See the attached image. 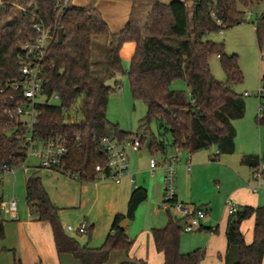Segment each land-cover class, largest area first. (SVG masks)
Masks as SVG:
<instances>
[{
	"label": "trees",
	"instance_id": "trees-1",
	"mask_svg": "<svg viewBox=\"0 0 264 264\" xmlns=\"http://www.w3.org/2000/svg\"><path fill=\"white\" fill-rule=\"evenodd\" d=\"M100 0H92L86 7H76L70 0L58 15L57 0H2L0 8V175L8 168L26 161L23 146L25 128L11 126L5 109L21 104L7 89L10 82L22 79L24 45L35 40L33 17L57 33L44 60L45 91L49 99L58 96L57 104L39 106L36 125L38 138L60 136L67 145L62 162V174L78 177L82 183L98 182L103 176L97 167L109 175V156L102 140L109 137L119 143L144 138L123 131L107 118L112 89L100 74L115 78L124 74L121 51L126 44H134L130 59V90L135 101L143 102L147 115L140 121L141 131H150L156 123L160 136H152L149 149L162 151L172 146L191 155L217 148L218 155L235 152L236 130L233 122L244 118L246 103L234 87L244 82L237 55L228 56L224 44L205 39L247 22V11L261 0H185L170 4L163 0H107L128 2L131 10L126 25L113 33L97 8ZM259 47L264 46V13L255 23ZM63 30L62 42L58 31ZM107 37L109 48L103 72L97 69L93 57V40ZM218 56L226 75L225 82L217 81L210 68V59ZM94 68L97 75H94ZM184 80L190 97L172 89L174 82ZM264 84V76L261 78ZM3 90V92H2ZM82 100L76 113L79 121L71 123L74 104ZM261 102L264 100L260 96ZM256 119L264 127V106ZM164 132V133H163ZM166 139H164V135ZM79 135V136H78ZM78 137V139H77ZM251 160H254L251 159ZM257 160H254V164ZM59 172V171H58ZM26 204L38 221L52 227L59 255H71L80 264H106L113 252L130 253L134 246L122 224L135 220L139 207L148 200V192L136 187L128 203L126 215H117L104 244L99 249L82 247L66 235L60 222L59 209L52 203L42 179L37 173L27 177ZM254 219L253 242L247 244L242 225ZM183 220L169 214L164 229L151 231L163 264H200L205 250L183 254L181 239ZM91 230V229H90ZM91 232V231H90ZM5 239V220L0 213V241ZM227 250L224 264H263L264 206L244 207L228 220ZM5 252L4 249L0 250ZM15 264H21L20 260ZM41 264V263H40ZM121 264H147L123 262Z\"/></svg>",
	"mask_w": 264,
	"mask_h": 264
},
{
	"label": "crops",
	"instance_id": "crops-1",
	"mask_svg": "<svg viewBox=\"0 0 264 264\" xmlns=\"http://www.w3.org/2000/svg\"><path fill=\"white\" fill-rule=\"evenodd\" d=\"M1 6L2 0H0V8ZM124 10H128L127 17L120 13L111 14L113 27L103 17L111 32H113L112 28L117 32L120 31L128 22L131 5L126 4ZM127 45L129 44L124 45L121 57L122 64L126 65L128 72L135 47L130 50L131 52L128 50L127 59H124L122 55ZM106 47H109V42H106ZM245 94L244 97H248ZM234 123L235 121L233 125ZM258 128L261 129L259 126ZM237 137L238 131L236 130L235 152L231 155H218L215 161L213 157L218 151L215 147L211 148L215 153L200 154L203 152L201 151L193 155L186 151L178 153L172 146L165 152L149 149V164L145 162L146 156L142 153V149L138 153L129 151V175L124 177L119 184L103 177L95 183H82L64 176L58 171L42 168H35L31 174L37 173L41 177L52 203L59 209L60 222L66 235L75 239L82 247L99 249L110 233L116 216L126 215L131 193L136 187L145 189L148 192V199L151 194L157 196L156 204H164L162 193L164 171L159 169L152 176L150 160L155 158L161 163L178 155L181 157V162L177 168V202L191 209L204 208L208 211V217L202 223L201 230L196 232L197 237H201V240L191 238L192 241H184L181 239L180 248L182 250L185 245L189 253L204 248L205 258L200 264H224L227 250L226 230L230 217L225 209L227 200H234L239 209L264 206V190L253 193L248 188V182L252 177V168L256 165L254 160H258L259 156L264 153V130L259 131V137L252 136L249 143L237 142ZM158 153L160 156L157 158L156 154ZM189 156H191L192 168L190 172L186 167ZM253 158L254 160H251ZM205 174L208 176L210 174V185L216 187L215 189L213 187L214 192L208 196L199 194L197 191L199 183L202 182L199 179ZM14 178L13 190L16 175ZM54 182L57 184L53 185ZM159 194L162 196L159 197ZM2 200L4 199L1 197L0 201ZM144 204L139 207L135 220L132 222H136L137 214ZM165 208L168 210L167 219L157 221L158 225H148L142 231L134 230L133 235L130 234L132 222H129L126 231L128 237L134 241L132 250L130 253L113 252L106 264L138 263L140 261L147 264H163V255L157 252L151 231L164 229L168 225L171 208L166 206ZM176 213L179 218H182L178 212ZM172 216L174 217V215ZM83 222H86L89 227L87 237L66 230L68 226L77 227ZM241 229L246 243L251 244L253 242L254 219L244 222ZM0 248L5 252L12 253L14 263L17 259L21 261V264H80L71 255L58 254L52 227L47 222L38 221L28 206L20 209L18 205L16 219L5 221V239L0 242Z\"/></svg>",
	"mask_w": 264,
	"mask_h": 264
},
{
	"label": "rangeland",
	"instance_id": "rangeland-1",
	"mask_svg": "<svg viewBox=\"0 0 264 264\" xmlns=\"http://www.w3.org/2000/svg\"><path fill=\"white\" fill-rule=\"evenodd\" d=\"M176 0H163V3L170 4L171 2ZM185 1V0H178ZM72 3L76 7H86L92 4V0H72ZM126 4L130 6L128 2H116V1H107L100 0L97 3V8L101 11L103 17L113 24V20L111 19V14L120 13L124 14L127 17V11L124 10L126 8ZM125 12V13H124ZM264 13V0L256 3L247 11V22L241 24L239 26L233 27L231 29L214 33L211 35H207L205 39H210L216 43L224 44L225 53L228 56L237 55L239 59V67L244 75V82L240 85L234 87V90L239 95L243 96L246 103V113L244 118L235 121L234 127L238 131L237 142L249 143L250 138L252 136L259 137V131L264 130V127L261 129L258 128L256 119L260 113L261 105L264 106V100L261 102L260 96L264 97V84L261 82V78L264 76V46L261 48L258 45L257 37H256V28L255 23L257 19ZM113 27V25H112ZM113 32H117L116 29L112 28ZM106 42H109L107 37H96L93 40V56L94 60L98 62V70L103 72L105 55L108 51L109 47H106ZM134 44H129L125 47L123 52L124 59H127L128 50H132L134 48ZM131 52V51H130ZM210 68L214 78L219 82L226 81V75L222 69L221 62L218 56H213L210 59ZM124 74H119L115 78H110L106 75L100 74V77L105 81L106 85L112 89V93L110 95V101L107 109V118L108 120L114 124L118 125L119 128L123 131L130 132L134 135H139V137L144 138V144L142 145V153L146 156L145 162L149 164V146L151 144L152 136H156L157 138L160 136V131L157 128L156 123L151 125L150 131H141L140 130V121L146 117L147 115V107L141 101H135L132 97L129 79L127 76L126 65L123 64ZM94 68V75H97ZM172 89L176 91H183L189 97L190 89L187 85V82L184 80H178L173 83ZM263 90V93L259 95V91ZM248 93L250 96L244 97V94ZM52 104H57V101H52ZM82 107V100H78L72 109L70 114V121L77 123L79 119V114L76 113L77 110H80ZM164 133V132H163ZM164 139H166L167 134H163ZM170 147H168L169 149ZM214 152L213 149L210 151H203L200 154ZM215 153V152H214ZM160 154H156L158 158ZM38 161L35 159L29 160V170L24 172L23 169L18 170L16 174V182L13 190V182L14 176L9 174L5 175L3 178V182L0 180V198L2 197L4 200H9L12 197H15L18 201V205L20 209H24L27 207L25 197V180L27 176L31 175L33 171H35V167L37 166ZM194 167V166H193ZM64 176H67L63 174ZM210 176V174H209ZM205 174L199 180L202 181L199 183V188L197 191L199 194H204L206 196L211 195L216 188L215 186L210 185V177ZM69 177V176H67ZM73 179V178H72ZM177 183V182H176ZM57 183L54 182L53 185ZM64 188V186H63ZM159 191V190H158ZM160 193V192H159ZM162 193H163V184H162ZM162 196V194H159ZM157 196L151 194L148 201L145 202L143 207L139 210L137 214L136 222L131 223L130 234L136 231H142L148 225H158L157 221L163 219H167V209L165 208V204L157 203ZM164 200V194H163ZM172 215L178 216L174 209L169 210ZM3 220L9 221V218L2 217ZM80 225V224H79ZM76 227V226H74ZM151 227V226H149ZM198 234L194 233H184L182 235V239L191 240L195 238L196 240H201V237H197ZM88 236V235H82ZM192 238V239H191ZM3 241V240H2ZM1 242V241H0ZM202 247V246H199ZM204 249V248H201ZM1 250V248H0ZM182 253L187 254L189 250H186L185 245L182 248ZM13 262V255L9 252H1L0 253V264H15ZM111 264V263H110Z\"/></svg>",
	"mask_w": 264,
	"mask_h": 264
},
{
	"label": "built area",
	"instance_id": "built-area-1",
	"mask_svg": "<svg viewBox=\"0 0 264 264\" xmlns=\"http://www.w3.org/2000/svg\"><path fill=\"white\" fill-rule=\"evenodd\" d=\"M70 0H57L58 15L62 14L68 6ZM34 29L36 38L32 42H27L24 45L26 52L25 58L22 61V79L16 82H10L7 89L14 93L12 99L15 102L20 101L21 104L15 105L12 108L5 109V114L9 117L11 126L14 128H25L23 146L26 149V161L18 167L8 168L0 175L1 182L5 175L15 176L18 170L23 169L24 172L29 170V160L35 159L38 161L35 168L46 170H55L63 172L62 162L67 156V145L60 136L49 137L44 140L38 138L36 125L40 116L39 106L50 104L52 101H57L58 96L49 99L45 91V74L44 60L48 49L57 37V33L45 26L43 22L38 21L33 17ZM3 92V90H2ZM263 93L261 89L259 95ZM245 96H249L248 93ZM71 123H74L71 121ZM79 136V135H78ZM78 139V137H77ZM102 145L109 156V175L103 174V169L97 167V172L102 174L106 180H111L117 184L128 176L129 173V158L128 152H140L142 144L140 139L127 140L119 143L109 137L102 140ZM179 153L180 150L176 149ZM181 162V157L176 156L171 159H166L159 163L155 158L150 160V174L154 176L159 169L164 171L163 194L164 204L168 208L174 209L182 218L181 227L184 233H194L202 228V223L208 217V211L204 208L191 209L177 202V168ZM187 170L191 171V156L188 157L186 164ZM70 178L78 180L77 176L67 174ZM248 188L257 193L264 190V153H262L256 165L252 168L251 181L248 182ZM225 209L229 216L238 212V204L228 199ZM18 211V201L15 197L9 200L0 201V213L6 218L16 219ZM66 230L70 233L79 235H88L89 227L86 222H83L77 227L68 226Z\"/></svg>",
	"mask_w": 264,
	"mask_h": 264
},
{
	"label": "water",
	"instance_id": "water-1",
	"mask_svg": "<svg viewBox=\"0 0 264 264\" xmlns=\"http://www.w3.org/2000/svg\"><path fill=\"white\" fill-rule=\"evenodd\" d=\"M62 36H63V30L62 29H59L58 31V42L61 43L62 42ZM129 224V221L126 220L123 224H122V228L123 229H126L127 226Z\"/></svg>",
	"mask_w": 264,
	"mask_h": 264
}]
</instances>
